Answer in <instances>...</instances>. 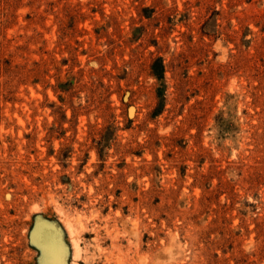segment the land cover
I'll list each match as a JSON object with an SVG mask.
<instances>
[{
    "label": "rangeland",
    "instance_id": "rangeland-1",
    "mask_svg": "<svg viewBox=\"0 0 264 264\" xmlns=\"http://www.w3.org/2000/svg\"><path fill=\"white\" fill-rule=\"evenodd\" d=\"M264 264V0H0V264Z\"/></svg>",
    "mask_w": 264,
    "mask_h": 264
},
{
    "label": "water",
    "instance_id": "water-1",
    "mask_svg": "<svg viewBox=\"0 0 264 264\" xmlns=\"http://www.w3.org/2000/svg\"><path fill=\"white\" fill-rule=\"evenodd\" d=\"M29 244L38 250L37 264H69L71 249L58 220L36 214L29 231Z\"/></svg>",
    "mask_w": 264,
    "mask_h": 264
}]
</instances>
